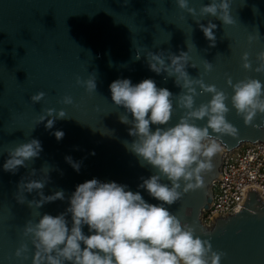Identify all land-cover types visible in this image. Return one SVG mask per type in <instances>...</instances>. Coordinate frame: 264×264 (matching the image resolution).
I'll return each mask as SVG.
<instances>
[{
	"label": "water",
	"instance_id": "obj_1",
	"mask_svg": "<svg viewBox=\"0 0 264 264\" xmlns=\"http://www.w3.org/2000/svg\"><path fill=\"white\" fill-rule=\"evenodd\" d=\"M209 2L189 0V7L196 10L193 16L179 8L176 0H0V264H32L35 248L25 235L28 222L37 223V213L56 216L64 212L67 197L77 185L93 178L127 185L134 193L140 191L147 202L159 203L138 187L141 178L155 170L141 167L125 147L134 140L129 135L131 125L121 122L125 110L112 102L109 90L117 79L128 78L133 84L152 79L158 88L173 93L174 114L168 126L178 123L184 112L175 104L182 90L174 78L166 79V73L157 75L149 69L145 56L150 51H160L165 58L187 52L189 75L226 94V118L238 129L235 137H221L223 151L214 158L213 170L204 175L203 187L167 206L170 213L209 241L213 251L222 254L221 264H264V191L242 188L236 208L224 215L212 212L207 223L203 221L212 202L213 182L225 173L224 152L245 143H264V114L258 113L246 125L232 107L234 93L228 85L229 78L233 83L251 78L264 84V72L255 70L264 53V0H228L231 25L200 14ZM209 20L217 25L215 47L209 46L196 23L206 26ZM137 52L142 54L139 60L135 59ZM245 53L250 69L243 66ZM208 62L211 70H206ZM78 77H95L97 90L86 91L77 83ZM40 92L44 98L33 103L31 97ZM197 93L196 107L212 98L210 93L199 94V86ZM65 96L74 103L65 105ZM49 108L67 113L52 129L46 128L47 120L40 123ZM196 123L203 127L206 119ZM58 130L65 133L59 141L54 135ZM31 139L41 142L40 156L15 175L5 172L7 152ZM67 156L81 163L79 172L67 163ZM43 167L50 169L44 194L63 190L66 199L30 208L27 201L39 200L33 192L25 193L24 204L18 203L23 198L17 189L21 178L43 180ZM32 169L37 171L35 176L30 175ZM84 232L88 234L87 226ZM23 244L29 248L27 259L15 256Z\"/></svg>",
	"mask_w": 264,
	"mask_h": 264
},
{
	"label": "clouds",
	"instance_id": "obj_2",
	"mask_svg": "<svg viewBox=\"0 0 264 264\" xmlns=\"http://www.w3.org/2000/svg\"><path fill=\"white\" fill-rule=\"evenodd\" d=\"M176 3L196 15V10L189 7V0H176ZM229 9L228 0H210L201 7L200 14L217 17L222 24L231 25L234 21ZM196 23L210 42L209 46L215 47L217 25L211 20L206 26L200 21ZM141 56L137 52L135 59ZM145 57L152 72L166 73V79L174 78L176 86L181 88L175 107L183 110L184 115L178 123L168 126L174 114L173 93L167 88H158L152 79L137 84L128 78L117 79L109 85V90L112 102L125 110L121 122L131 125L129 135L134 140L125 147L137 157L141 167L151 166L155 170L150 177H142L138 187L159 203L151 204L140 191L134 193L127 185L115 181L101 182L93 178L81 183L67 197L68 207L64 212L56 216L37 213L38 222L29 221L26 225L25 235L31 238L35 248L32 264H221L222 254L213 251L209 241L196 236L194 229L170 213L167 206L180 200L184 193L202 188L204 175L213 170L214 158L223 151L221 137L238 135V129L226 118L228 97L214 85L189 75L187 52L172 53L165 58L160 51H150ZM243 59L244 68L250 69L247 53ZM259 59L261 63L255 70L264 72V53ZM206 70H211V63L208 62ZM77 83L89 93L97 90L95 77L87 80L78 77ZM228 85L234 93L232 107L246 125H251L258 113L264 114V84L260 80L249 78L233 83L229 78ZM197 86L199 94H212V98L199 107L195 106ZM44 95L43 92L33 95L31 101L38 104ZM63 103L72 105L74 101L65 96ZM66 116L63 109L49 108L46 115L40 117V123L47 120L46 128L52 129L56 120ZM205 119L203 127L196 123ZM152 126H156L155 130ZM54 135L59 141L65 133L58 130ZM42 151L38 139L22 143L7 152L3 170L15 175ZM65 160L79 172L80 162L71 156ZM40 171L46 177L43 180L21 178L17 189L23 193V198L17 199L18 203L24 204L25 193L33 192L39 200L27 201L30 208L40 209L46 203L66 199L63 190L44 194L50 169L43 167ZM36 173V169H32L30 175ZM165 179L169 183L163 182ZM85 226L88 234L84 232ZM28 251V245L23 244L15 256L27 259Z\"/></svg>",
	"mask_w": 264,
	"mask_h": 264
},
{
	"label": "built area",
	"instance_id": "obj_3",
	"mask_svg": "<svg viewBox=\"0 0 264 264\" xmlns=\"http://www.w3.org/2000/svg\"><path fill=\"white\" fill-rule=\"evenodd\" d=\"M225 173L212 186V202L204 211L206 217L224 215L236 208L242 188L264 191V143H245L239 148L224 152ZM261 197H264V192Z\"/></svg>",
	"mask_w": 264,
	"mask_h": 264
},
{
	"label": "rangeland",
	"instance_id": "obj_4",
	"mask_svg": "<svg viewBox=\"0 0 264 264\" xmlns=\"http://www.w3.org/2000/svg\"><path fill=\"white\" fill-rule=\"evenodd\" d=\"M205 220V218L203 217V221Z\"/></svg>",
	"mask_w": 264,
	"mask_h": 264
}]
</instances>
